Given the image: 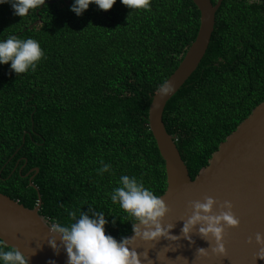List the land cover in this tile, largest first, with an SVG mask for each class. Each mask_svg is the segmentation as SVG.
Listing matches in <instances>:
<instances>
[{
  "label": "trees",
  "instance_id": "16d2710c",
  "mask_svg": "<svg viewBox=\"0 0 264 264\" xmlns=\"http://www.w3.org/2000/svg\"><path fill=\"white\" fill-rule=\"evenodd\" d=\"M71 3L45 0L22 17L0 4V39L32 37L44 52L22 74L0 65V192L33 208L38 191L50 222L102 211L106 234L120 240L134 218L108 195L119 177L157 196L166 188L148 107L195 38L199 10L192 0L147 9L116 0L77 16ZM263 99L264 0H222L203 59L162 115L192 179ZM102 162L111 168L99 174Z\"/></svg>",
  "mask_w": 264,
  "mask_h": 264
},
{
  "label": "water",
  "instance_id": "95a60500",
  "mask_svg": "<svg viewBox=\"0 0 264 264\" xmlns=\"http://www.w3.org/2000/svg\"><path fill=\"white\" fill-rule=\"evenodd\" d=\"M69 2V0H65ZM199 10V26L177 67L163 82L170 91L153 94L148 107L149 129L164 161L166 188L159 195L169 208L162 220L171 224L169 232L177 239L161 237L144 241L131 231L130 247L141 254V264H264V245L255 242L256 233L264 237V99L257 104L237 127L220 142L208 162L192 179L180 152L164 125L162 115L167 101L181 88L197 69L209 46L215 25V13L222 0H192ZM39 20V19H38ZM37 21L34 22L36 24ZM37 172L38 169L35 168ZM29 178L31 186L32 179ZM27 208L0 192V239L17 248L28 264H67V255L57 234L49 230L50 221L40 215L41 197ZM211 196L218 202L228 200L238 218L237 227L225 229L223 254H212L209 241L200 237L193 227L186 239L181 232L184 222L192 215V202ZM220 209L214 206V211ZM251 238V242L249 239ZM55 239L54 250L49 240ZM208 255H198V248ZM147 253V258L142 254Z\"/></svg>",
  "mask_w": 264,
  "mask_h": 264
},
{
  "label": "clouds",
  "instance_id": "9594fccd",
  "mask_svg": "<svg viewBox=\"0 0 264 264\" xmlns=\"http://www.w3.org/2000/svg\"><path fill=\"white\" fill-rule=\"evenodd\" d=\"M129 9H147L149 0H120ZM8 3L13 9V14L20 17L45 4V0H0V4ZM116 0H72L69 8L77 16H80L90 4H94L100 10H109ZM44 57L40 43L32 38H17L10 35L6 39H0V65L10 62L9 68L17 75L29 70H35L37 63ZM161 93L170 91L166 83L161 85ZM111 166L102 162V167L97 171L103 174L109 171ZM114 204H118L129 217L134 218L132 231L136 237L144 241H154L161 237L177 239L172 236L169 229L171 224L163 225L162 220L169 211L162 197L135 176L121 175L119 186L113 188L108 194ZM214 206L220 210L214 211ZM232 203L224 200L218 202L211 196H205L203 201L192 202V215L184 222L181 232L186 239L194 226L200 225L198 233L201 238L209 241L212 254H223L225 246L223 236L228 227H237L238 218L232 212ZM70 218L68 223L53 220L48 224L49 230L59 236L61 244L67 255V264H141V254L130 247L131 238L122 237L120 240L111 234H106L105 214L102 211H93L89 216L83 211H67ZM251 242V238L249 239ZM255 242L264 245V237L256 233ZM49 245L56 250L58 248L55 239L49 240ZM260 252H264V247ZM198 255H208L206 248H198ZM147 258V253L142 254ZM264 258V256L259 255ZM0 264H28L24 254L13 246H7L0 240ZM55 264V261H49Z\"/></svg>",
  "mask_w": 264,
  "mask_h": 264
},
{
  "label": "built area",
  "instance_id": "2783aa9c",
  "mask_svg": "<svg viewBox=\"0 0 264 264\" xmlns=\"http://www.w3.org/2000/svg\"><path fill=\"white\" fill-rule=\"evenodd\" d=\"M51 223V222H50Z\"/></svg>",
  "mask_w": 264,
  "mask_h": 264
}]
</instances>
